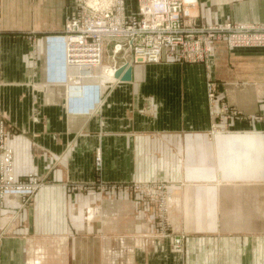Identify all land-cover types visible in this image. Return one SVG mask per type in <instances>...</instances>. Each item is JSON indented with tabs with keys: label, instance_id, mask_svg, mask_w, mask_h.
Returning <instances> with one entry per match:
<instances>
[{
	"label": "crops",
	"instance_id": "0c3cea01",
	"mask_svg": "<svg viewBox=\"0 0 264 264\" xmlns=\"http://www.w3.org/2000/svg\"><path fill=\"white\" fill-rule=\"evenodd\" d=\"M76 9L77 0H0V120L16 178L42 181L27 203H0V264H264L254 217L264 207L263 47L214 39L207 61L141 64L129 51L114 62L108 43L104 66L130 61L132 80L103 90L84 78L89 102L67 106L64 48L49 39ZM197 11L202 25L264 22V0H198ZM47 52L61 84L46 81ZM153 180L169 182V234L157 206L121 186ZM180 234L175 252L169 237Z\"/></svg>",
	"mask_w": 264,
	"mask_h": 264
},
{
	"label": "built area",
	"instance_id": "2783aa9c",
	"mask_svg": "<svg viewBox=\"0 0 264 264\" xmlns=\"http://www.w3.org/2000/svg\"><path fill=\"white\" fill-rule=\"evenodd\" d=\"M136 4V10L128 12L125 0H77V9L66 19L63 32L49 39L63 46L66 66L71 70L70 81L80 82L107 73L104 61L108 43L113 44L114 60L129 51L133 61L141 64L158 63L164 54L193 62L207 61L214 52L213 41L220 34H225L229 48L264 46V23L230 20L220 25H202L198 22V0H136ZM209 90V96L216 97L211 82ZM13 160L10 133L0 120V203L18 195L25 204L39 190L41 181L36 176L28 181L17 179ZM101 166L102 156L98 152L96 170L100 171ZM162 183L133 181L121 186L155 203L158 216L168 220L169 183ZM109 187L117 186L101 185L102 189ZM168 230L164 225L161 232ZM184 242L183 234L170 236L175 252L183 251Z\"/></svg>",
	"mask_w": 264,
	"mask_h": 264
},
{
	"label": "rangeland",
	"instance_id": "374dc122",
	"mask_svg": "<svg viewBox=\"0 0 264 264\" xmlns=\"http://www.w3.org/2000/svg\"><path fill=\"white\" fill-rule=\"evenodd\" d=\"M224 22H226V21H224ZM224 22H220V23H217V24H215V25H220V24H222V23H224ZM259 23V22H258ZM264 22H260V24H263ZM226 36H225V34H220V35H218V37H216L215 39L216 40H220V39H222V40H224L226 43H227V39L225 38ZM55 43H56V40H55ZM227 46H228V43H227ZM61 47H62V50H63V46L61 45ZM263 49H264V46H263ZM49 53L47 52V55H48ZM56 61H58V60H52V58H51V56L50 55H48L47 56V60H46V65H45V68H46V71H47V74L49 73L50 75H47L46 74V81L48 82V84H51V85H54V84H61L62 82H61V79L58 77V75H57V72H58V70L60 69V68H56V67H54V69L55 70H57V71H55L54 72V70H53V67H52V65L53 64H55L56 63ZM119 62V61H118ZM55 66H56V64H55ZM49 70V71H48ZM70 72H71V70H69L68 71V79H67V81H65V82H63V83H67V86L69 87V83L71 82L70 81ZM97 80V79H96ZM98 81V82H97ZM97 81H95V80H93L92 82L94 83V85H96L97 83L99 84V86H98V88L100 87V80H97ZM71 84V83H70ZM108 85V84H107ZM71 86V85H70ZM100 89V88H99ZM68 95H67V97H66V103H67V106H69L70 104H71V106L72 105H75V104H80V105H86L87 104V102H89V98L87 97V96H71V95H69L70 94V92H68L67 93ZM104 94H105V92L103 93V97H104ZM80 97V98H79ZM79 101H80V103H79ZM72 111V110H71ZM74 111H77V110H75L74 109ZM38 178V177H37ZM40 181H41V179L40 178H38ZM23 180H25V181H28V180H30V177H28V178H26V179H23ZM153 182H163V181H160V180H153ZM41 183H42V181H41ZM98 183H102L101 181H99ZM133 183V182H132ZM169 183V182H168ZM168 183H162V184H168ZM168 195H169V193H168ZM168 201H169V199H168ZM170 204V203H169ZM154 205H156L155 203H154ZM157 206V205H156ZM168 212H169V218H168V220H165V219H162V218H160L158 215H157V217H156V222H157V226H158V228H159V232H161L162 231V228H163V226L165 225V227H167V229H169L168 231H167V233L170 231V229H173L174 227H173V224H172V222H171V218H172V209H171V205H168ZM253 210V209H252ZM158 213V212H157ZM165 218V217H164ZM173 219V218H172ZM261 227V226H260ZM263 228V227H262ZM171 232V231H170ZM169 232V233H170ZM168 233V234H169ZM170 238V237H169ZM171 244V243H170Z\"/></svg>",
	"mask_w": 264,
	"mask_h": 264
},
{
	"label": "bare ground",
	"instance_id": "6f19581e",
	"mask_svg": "<svg viewBox=\"0 0 264 264\" xmlns=\"http://www.w3.org/2000/svg\"><path fill=\"white\" fill-rule=\"evenodd\" d=\"M64 56H65V52H64ZM65 62H66V57H65ZM114 62H115V60H114ZM125 63H127V67H129L131 64H132V62H130V61H128V62H125ZM115 66H116V64L115 63H113V64H110V65H107V66H104V69L106 68V70H107V73H102L101 74V76H99V80H100V83L102 84V89L103 90H106L107 89V82H117V81H119L120 79H121V77H116L115 76V74H116V71L118 70V68H119V66H116V69H115ZM95 77H93V76H91V77H89V80L90 81H93V80H96V79H94ZM87 82V81H86ZM86 82H70L68 85L70 86L71 85V88H69L68 86H67V88L68 89H70L71 91H69L70 92V94L73 96V95H81L82 93H83V85L86 83ZM169 191V190H168ZM255 192H256V190H255ZM249 196H250V193H249V191L247 190V193H246V196H245V199H246V201H245V206H246V210L247 211H251L252 213H253V211H252V206H253V203H254V201H255V198H252V199H250L249 198ZM263 198H264V196H262ZM168 199H169V195H168V197H167V202H166V204H167V207H168V205H170L169 204V201H168ZM263 200V199H262ZM261 203V202H260ZM264 204V203H263ZM259 205V204H258ZM262 206V205H261ZM169 209V208H168ZM263 211H262V213L261 214H256L255 213V221H256V223H258L261 227H263L264 228V207H263V209H262Z\"/></svg>",
	"mask_w": 264,
	"mask_h": 264
},
{
	"label": "water",
	"instance_id": "95a60500",
	"mask_svg": "<svg viewBox=\"0 0 264 264\" xmlns=\"http://www.w3.org/2000/svg\"><path fill=\"white\" fill-rule=\"evenodd\" d=\"M115 76L121 77L122 81H131L132 80V65L127 67V63L119 65L118 70L116 71Z\"/></svg>",
	"mask_w": 264,
	"mask_h": 264
}]
</instances>
